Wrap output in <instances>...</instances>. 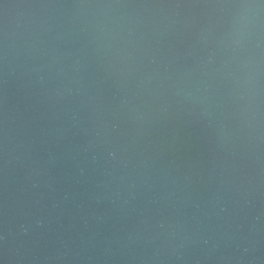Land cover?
<instances>
[{"label": "water", "instance_id": "1", "mask_svg": "<svg viewBox=\"0 0 264 264\" xmlns=\"http://www.w3.org/2000/svg\"><path fill=\"white\" fill-rule=\"evenodd\" d=\"M0 264H264V0H0Z\"/></svg>", "mask_w": 264, "mask_h": 264}]
</instances>
